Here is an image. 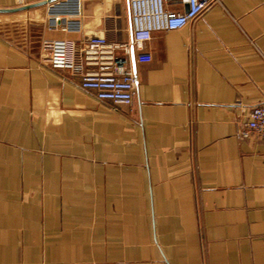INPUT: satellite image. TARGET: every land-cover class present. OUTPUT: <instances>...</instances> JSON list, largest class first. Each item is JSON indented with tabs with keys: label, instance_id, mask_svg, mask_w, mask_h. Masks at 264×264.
I'll return each instance as SVG.
<instances>
[{
	"label": "crops",
	"instance_id": "obj_1",
	"mask_svg": "<svg viewBox=\"0 0 264 264\" xmlns=\"http://www.w3.org/2000/svg\"><path fill=\"white\" fill-rule=\"evenodd\" d=\"M80 1V30L47 4L0 12V264H264V139L236 133L264 99V0L154 32L129 105L53 65L132 39L128 0Z\"/></svg>",
	"mask_w": 264,
	"mask_h": 264
},
{
	"label": "built area",
	"instance_id": "obj_2",
	"mask_svg": "<svg viewBox=\"0 0 264 264\" xmlns=\"http://www.w3.org/2000/svg\"><path fill=\"white\" fill-rule=\"evenodd\" d=\"M167 0H128L132 39L129 42H109L103 36L89 35L79 43H72L61 63L59 50L51 52L55 67H64L72 76L79 77L78 85L91 91L98 100L129 105L134 97L137 79L129 64L132 48L138 51L137 60L148 62L151 55L144 51V43L154 32L176 30L195 21L217 0H177L184 10L166 9ZM49 5V15L65 18L66 30H80L77 19L81 14L80 0H57ZM84 66L95 70L84 71ZM237 136L242 139H264V99L249 106L247 119L238 122Z\"/></svg>",
	"mask_w": 264,
	"mask_h": 264
},
{
	"label": "water",
	"instance_id": "obj_3",
	"mask_svg": "<svg viewBox=\"0 0 264 264\" xmlns=\"http://www.w3.org/2000/svg\"><path fill=\"white\" fill-rule=\"evenodd\" d=\"M55 1H57V0H43V1H40L37 3L23 5L20 7L9 8V9H0V12H15V11L25 10V9H29V8L40 6V5L50 4V3H53ZM131 57H132V59H134V49L133 48L131 50Z\"/></svg>",
	"mask_w": 264,
	"mask_h": 264
}]
</instances>
